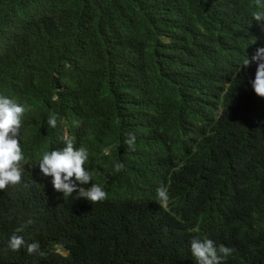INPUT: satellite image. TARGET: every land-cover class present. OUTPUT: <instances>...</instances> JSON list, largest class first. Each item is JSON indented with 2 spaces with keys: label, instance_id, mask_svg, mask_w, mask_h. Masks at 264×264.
<instances>
[{
  "label": "trees",
  "instance_id": "obj_1",
  "mask_svg": "<svg viewBox=\"0 0 264 264\" xmlns=\"http://www.w3.org/2000/svg\"><path fill=\"white\" fill-rule=\"evenodd\" d=\"M256 10L0 0V95L25 107L27 147L21 183L0 191V264H196L193 238L234 249L223 264H264V99L250 84L256 64L243 66L264 47ZM68 139L88 150L103 202L64 197L40 172L41 153ZM14 234L45 255L12 251Z\"/></svg>",
  "mask_w": 264,
  "mask_h": 264
},
{
  "label": "clouds",
  "instance_id": "obj_2",
  "mask_svg": "<svg viewBox=\"0 0 264 264\" xmlns=\"http://www.w3.org/2000/svg\"><path fill=\"white\" fill-rule=\"evenodd\" d=\"M256 8L257 10L252 14L253 20L264 24V0H256ZM253 63L257 67L255 78L250 81V84L255 94L264 99V47L257 48L250 58L247 55L243 66L246 69ZM25 112L23 105L7 96L0 95V191L10 185L20 184L22 180V162L26 159L24 154L27 147L20 144V129ZM57 119L56 115H51L47 121L48 125L55 128ZM124 143L134 151L135 135L128 133ZM88 159V150L83 146L74 147L72 140L68 139L62 149L41 153L38 166L44 176L52 177L55 191L63 193L64 197H71L76 192L79 198H85L91 204H95L103 202L107 198V193L99 184L92 183L93 174L85 167ZM114 167L115 171L119 172L125 168V165L116 163ZM84 185H90V187L85 188ZM156 195L161 204H166L170 199L168 189L164 186L157 188ZM32 223L31 219L27 221V225ZM23 230L24 226L17 228L16 232ZM8 247L12 251H19L22 247H26L29 255H45L38 242L26 243L22 236L15 234L11 236ZM190 248L196 264H223V261L234 251L224 245L217 246L213 240L207 238L203 240L193 238L190 241Z\"/></svg>",
  "mask_w": 264,
  "mask_h": 264
},
{
  "label": "rangeland",
  "instance_id": "obj_3",
  "mask_svg": "<svg viewBox=\"0 0 264 264\" xmlns=\"http://www.w3.org/2000/svg\"><path fill=\"white\" fill-rule=\"evenodd\" d=\"M62 254H64V253H62Z\"/></svg>",
  "mask_w": 264,
  "mask_h": 264
}]
</instances>
